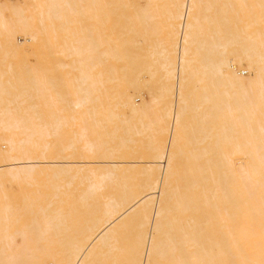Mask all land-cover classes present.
Returning <instances> with one entry per match:
<instances>
[{"label":"bare ground","instance_id":"1","mask_svg":"<svg viewBox=\"0 0 264 264\" xmlns=\"http://www.w3.org/2000/svg\"><path fill=\"white\" fill-rule=\"evenodd\" d=\"M116 5L135 45L165 21L128 79L107 0H0V264H103L129 225L113 264H264V0ZM32 45L67 61L34 66Z\"/></svg>","mask_w":264,"mask_h":264},{"label":"rangeland","instance_id":"2","mask_svg":"<svg viewBox=\"0 0 264 264\" xmlns=\"http://www.w3.org/2000/svg\"><path fill=\"white\" fill-rule=\"evenodd\" d=\"M107 1L110 3V6H108V8L106 9V13L109 17L107 25L110 26V29H111L110 33L113 37L112 46H111L113 55L110 60V66H112L111 74L114 76V78H121L122 76H124L125 79H128V77L130 76V66L132 64V61L134 60L133 59L134 49L136 47L137 48L135 50L138 49V53H140L139 58H138L139 65L142 67V64H143V68H144L149 62V59L147 58L148 57L147 51L149 50V45L151 47L155 46L156 49L158 50L161 49L163 46H165L166 38H165V28H164L165 21H164V16H163V10L160 9L156 11L154 19L151 22V25L147 28L146 31L144 30V32L147 35L146 41L142 45L140 42L139 44L135 45L132 39V34L130 32L133 26L130 9L126 7L125 5H122L121 9H117V5H116L117 0H107ZM204 24L206 27L213 28V25L208 22H205ZM29 49H30L29 61L34 66H37V64L39 63V65L44 64L45 66H47V68H51L52 66H54V63L57 59L62 62L67 61L62 56L60 55L58 56V54H54L55 48L51 46L45 48V47H36L35 45L34 46L32 45L30 46ZM45 53H47L46 56H44ZM145 58L147 59V61ZM46 71H47L46 74L50 75L52 78H57V75H58L57 72H52L50 69ZM67 73L69 74L67 75ZM37 75L41 76L43 74L37 73ZM75 75H76V72H73L71 70L63 71L60 74L62 78L64 76H66V78L69 77V79H64L65 81L70 80ZM159 75L160 73L158 71L157 76L159 77ZM245 75H247V73ZM62 78L60 77L57 79H62ZM156 78H154V80L151 81V79L148 77L149 80H147V78H144V81L154 82L157 80ZM116 82L117 80L115 81V83ZM123 82H125L123 78L121 80H118V83L120 84ZM154 87L155 85L154 86L152 85V88ZM152 88L149 85V86H143L140 89V92L144 94V97L147 100H150L151 98L150 92L151 90H153ZM197 91H200V90H197ZM32 98H33L32 101L39 102L37 94H33ZM39 106L43 114L58 112L57 109L53 110L47 103L42 104L39 102ZM145 121L149 122L148 117L145 119ZM69 122H70L69 124H71L74 121H69ZM89 123H93V122L90 121ZM149 126L150 128L152 127L151 125ZM88 127L90 129L92 128L91 125H88ZM65 129L68 131L69 128L66 127ZM146 133H150V130L146 129ZM69 137L71 136L65 135V136H60V137H55V138L56 139H63V138L68 139ZM205 226L210 235L215 234V228H214V225H212V223L210 222L206 223ZM137 233H138V230L134 226L129 225L118 238V241L116 243V250H114V257H111L110 255H108L106 258V261L103 262V264H113L115 260V256H118L120 257V259H123L122 255H125V250L135 242V237ZM215 250L217 251L216 248Z\"/></svg>","mask_w":264,"mask_h":264}]
</instances>
